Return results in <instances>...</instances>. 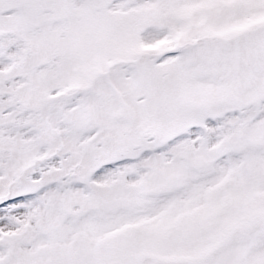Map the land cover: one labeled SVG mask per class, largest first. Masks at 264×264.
Listing matches in <instances>:
<instances>
[{"label": "snow or ice", "instance_id": "snow-or-ice-1", "mask_svg": "<svg viewBox=\"0 0 264 264\" xmlns=\"http://www.w3.org/2000/svg\"><path fill=\"white\" fill-rule=\"evenodd\" d=\"M0 264H264V0H0Z\"/></svg>", "mask_w": 264, "mask_h": 264}]
</instances>
